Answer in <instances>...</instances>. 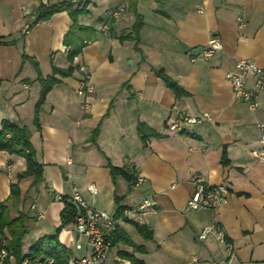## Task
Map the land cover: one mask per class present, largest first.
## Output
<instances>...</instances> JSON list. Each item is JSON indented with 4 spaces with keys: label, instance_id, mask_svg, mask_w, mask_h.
I'll return each instance as SVG.
<instances>
[{
    "label": "crops",
    "instance_id": "obj_1",
    "mask_svg": "<svg viewBox=\"0 0 264 264\" xmlns=\"http://www.w3.org/2000/svg\"><path fill=\"white\" fill-rule=\"evenodd\" d=\"M62 1L0 0V38L10 41L0 44V128L4 120L27 125L44 165L43 180L36 184L34 176L23 178L21 198L12 201L11 182L25 171L26 160L0 150V203L9 201L12 218L19 212L28 218L23 252L55 232L66 203L59 196L68 197L77 188L110 215L146 196L153 200L145 215L152 237L144 236L134 222L118 224L145 250L113 243L108 264H134L130 257L145 264H226L225 244L216 233L199 238L206 225L225 231L235 247L233 264H264V159L252 154L264 135L258 126L264 123V94L259 95V107L250 109L226 78L239 59L264 66V0H90L89 13L79 21L94 29L85 34L93 38L73 64L64 43L73 23L68 11L37 21L43 6ZM120 6L122 14L109 21L108 11ZM137 15L143 19L138 38L121 39L135 36ZM105 22L110 33L103 30ZM27 24L30 28L23 33ZM213 36L223 49L204 59L200 52ZM80 64L94 84L88 110L77 92ZM70 66L75 67L70 75H56L60 82L47 94L37 128L38 70L46 77L53 67ZM159 71L181 87L180 96ZM246 85H254L250 76ZM203 113H210L211 120L188 132L168 127L179 115ZM109 163L145 181L133 187L124 174L113 179ZM196 176L212 185L227 184V202L188 209ZM92 183L98 187L95 195L88 190ZM59 239L71 260L76 258L71 250L78 240L74 222L63 228ZM82 242L81 257L86 254Z\"/></svg>",
    "mask_w": 264,
    "mask_h": 264
},
{
    "label": "trees",
    "instance_id": "obj_2",
    "mask_svg": "<svg viewBox=\"0 0 264 264\" xmlns=\"http://www.w3.org/2000/svg\"><path fill=\"white\" fill-rule=\"evenodd\" d=\"M90 0H65L60 3L43 6L37 15V21L48 19L57 11L66 10L72 18V26L69 32L65 35L64 43L67 46V56L69 61L73 64L75 58L81 53L84 46L93 36H86L85 34L94 33V29L80 23L79 18L82 15L89 13L88 6ZM143 25V19L137 15L136 21L132 26V32L135 35L127 34L120 37L121 39H137L140 28ZM78 33H82L79 38ZM85 35V36H84ZM137 37V38H136ZM10 43L9 40L0 38V44ZM27 58V55H24ZM75 67L70 66L68 69L53 67V74L44 77L38 70L37 80L40 82L41 90L40 96L35 106L34 122L37 128H40L39 114L43 103L46 100L47 94L54 87L55 84L60 82L56 77L57 74L61 76H68L72 73ZM159 75L166 81V83L175 91L177 96H180L182 89L163 71L158 72ZM139 132L143 134V139L146 140L145 127L142 123L138 125ZM98 129H96L95 135ZM145 132V133H144ZM32 133L27 125H19L8 120L2 122L0 128V150L6 151L9 154H16L22 156L26 160L25 171L18 175L16 181L11 182V192L9 199L18 201L21 198L20 181L28 176L35 177V183L43 180L44 165L40 163L36 156L35 148L31 141ZM223 163H227L228 159L224 155ZM11 161H8L10 164ZM112 178L115 179L119 174L124 176L131 182L136 175L130 173L125 168H120L109 163ZM63 196L62 200L65 203V208L61 212V223L56 231L51 234H45L39 237L29 248L27 253L23 252V239L28 233L27 216L21 212L12 218L10 215V205L7 202L0 203V254L3 249H6L14 256V261L9 258L3 259L1 264H23L24 260H29L30 264H70L71 253L59 239L62 229L69 223L74 222L77 217V209L68 199ZM124 212V207H118L115 217H121ZM134 222V221H132ZM138 230L147 238L152 237V232L146 225H139L134 222ZM112 242L130 244L139 251H144L143 246L136 245L122 230L117 227L112 235ZM134 264H145V262L138 258L130 257ZM1 261V259H0Z\"/></svg>",
    "mask_w": 264,
    "mask_h": 264
},
{
    "label": "built area",
    "instance_id": "obj_3",
    "mask_svg": "<svg viewBox=\"0 0 264 264\" xmlns=\"http://www.w3.org/2000/svg\"><path fill=\"white\" fill-rule=\"evenodd\" d=\"M124 8L122 6L110 9L108 11V20L120 16ZM242 21V18H239ZM29 25H25L23 33L29 30ZM103 30L110 33V23L105 22ZM67 49V48H66ZM223 49V44L218 37L213 36L203 47L200 55L207 59L216 52ZM81 73L78 94L83 98V108L88 110L91 108V96L94 92V84L92 75L84 64L78 66ZM253 79V87L246 85V77ZM226 78L232 85L234 95L241 99L250 109L259 107V95L264 94V66H259L253 61L247 59H239L236 62L235 70L226 73ZM211 120L210 113L200 115L182 114L177 118L169 121L168 127L176 132H188L194 125ZM258 126L264 129V123L258 122ZM252 154L264 159V135L260 138V145L252 150ZM66 162L72 163V158L68 157ZM145 178L136 175L131 181L133 187L141 185ZM88 190L92 195L98 192V187L92 183L88 185ZM229 187L227 184L212 185L208 183L203 176H196L194 179V191L188 200L187 206L190 210H201L207 208H216L227 202ZM62 200L63 196H59ZM77 209V217L75 220L76 230L78 232L77 249L83 247L82 239L86 241V254L82 257H76L72 261L73 264H108L109 257L113 248L112 235L118 227L120 221L137 222L145 225V215L153 206V200L150 196H146L141 201L131 207L124 209L121 217H115L107 212L95 208L91 202L85 198L82 193L75 188L67 198ZM210 233H216L217 238L225 244L227 251L226 264H233L235 258L234 244L227 239L226 233L216 225H206L199 234L200 239H205ZM9 258L14 261V256L6 249L0 254V264L2 260ZM23 264H30L29 260H24Z\"/></svg>",
    "mask_w": 264,
    "mask_h": 264
},
{
    "label": "rangeland",
    "instance_id": "obj_4",
    "mask_svg": "<svg viewBox=\"0 0 264 264\" xmlns=\"http://www.w3.org/2000/svg\"><path fill=\"white\" fill-rule=\"evenodd\" d=\"M57 229V228H56ZM29 227H28V232H29ZM63 230V229H62ZM56 231V230H55ZM82 241H84L83 239H82ZM83 243V242H82ZM76 244H77V241H76V239L74 240V242H73V245H72V247H71V250L73 251V256H75V257H81L80 256V254H79V250L78 249H76ZM81 252H83V251H81ZM80 252V253H81ZM83 254H84V252H83ZM73 256H72V258H73ZM70 264H71V261H70Z\"/></svg>",
    "mask_w": 264,
    "mask_h": 264
}]
</instances>
